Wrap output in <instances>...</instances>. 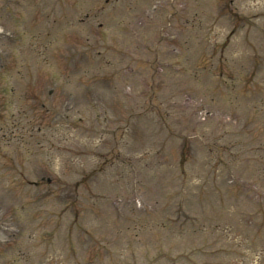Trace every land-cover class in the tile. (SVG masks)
I'll return each mask as SVG.
<instances>
[{"label":"rangeland","instance_id":"obj_1","mask_svg":"<svg viewBox=\"0 0 264 264\" xmlns=\"http://www.w3.org/2000/svg\"><path fill=\"white\" fill-rule=\"evenodd\" d=\"M141 1L124 2L115 10L110 6L109 10L117 15L116 25H113L115 18L106 12L103 20L111 23L109 26L73 29L72 23L65 19L71 17L80 23L86 16L85 9L77 8V0H0V26H3L0 30L8 32L0 33V264H132L134 261L128 253L132 242L141 255L136 262L149 264L148 258L157 254L154 236L149 234L163 225L162 218L165 219L172 208L168 204L173 201L175 206L178 191L182 193L183 185L180 189L177 186L183 180L178 167L181 163L176 156L180 151L184 157L189 153L193 160L187 173L185 171L186 193L191 196L208 190L214 200L218 199L213 187V170L216 172L215 164L225 159L222 149L226 141L227 147L234 143L242 150L236 156L238 162L232 163L234 167L243 168V175L252 173L263 181L260 171L264 157L260 153L261 157L253 158L252 154L264 141V133L256 135V126H251L246 119L242 120V125L238 121L237 128L243 132L249 129L254 139L249 145H241L248 137L234 130L235 123L231 119L256 110L252 100L259 98L256 94L263 87L257 83L252 85L254 79L249 75L237 80V84L247 90L248 101L236 92L231 97L222 94L215 103L214 90L206 87L217 84L197 73L172 74L171 77L167 71L166 75H157L161 89L164 84L167 91L173 89L168 96L170 100L161 102L163 111L174 113L182 104H190L187 109L190 118L197 110L201 118L206 119L190 127L203 136L201 142L193 137L194 133L178 138L177 129L173 130L170 122L169 131L157 130L156 125L141 131V122L145 123L154 110L146 106L143 109L139 103L150 94L149 86L153 75L159 73L157 67L162 61L180 60L186 65L198 62L200 69L210 70L215 66L220 70V47L204 53V48L212 47L207 41L211 31L213 41L223 45L221 63L224 57L231 59V55L243 60L253 57V65L258 63L259 67L264 62V0H174L167 8L168 14L176 10L179 14L165 28L161 26L167 25L169 20L161 21L163 15L160 14L157 21L150 5ZM232 2L233 11L239 14L238 27L246 31L252 26L249 31L231 29L232 21L217 14L219 5L231 6ZM7 4L11 7L9 10ZM209 14L215 17L208 19ZM57 20L66 27L65 32H61ZM88 36L93 49L86 48L88 55L83 56L80 51ZM66 37L79 44L73 69L76 71L66 70L68 72L61 76L52 74L50 77L48 70L69 69L76 58ZM135 37L141 38L140 42ZM59 44H62L60 62L54 63L52 56L59 53ZM113 49H118L120 54ZM47 59L51 63L48 69ZM151 63L156 73L149 71ZM224 66L240 69L230 60ZM124 74L133 79L136 88L120 82ZM255 74L258 75L257 70ZM52 87L56 89L49 94ZM36 91H41L39 102L48 104L43 109L33 96ZM73 92L81 107L72 109L69 103L60 107ZM57 103H61L59 108H54ZM48 110L52 111L49 116ZM213 119L221 122L222 138L214 131ZM59 120L65 121L67 126H59ZM259 125L264 128V122ZM73 126L79 128L76 130ZM229 127L234 128V135L226 129ZM132 128L139 131L136 137L130 135ZM262 147L264 144L260 149ZM157 150L162 154L154 155L162 157H152L157 161L153 164L166 171L158 173L154 168V174L161 176L159 182L152 183L144 167L153 166L147 153ZM213 152L221 153V163L215 162ZM229 164L228 159L227 167L222 165L220 174L231 181ZM135 177L147 194L130 200L126 193L130 194ZM8 178H12L10 182L6 181ZM155 187L160 188L156 192L158 200L152 195ZM174 191L177 192L171 198ZM188 193L185 200H196ZM103 194L119 200L99 198ZM212 209L206 212L210 218L215 214ZM152 214H159L160 220L154 219ZM236 222L229 219L223 226L228 242L233 236L231 233L237 231ZM135 227H147L146 237L135 236ZM163 227L162 235L169 236L170 231ZM242 229L244 240L249 239L252 230ZM192 236L199 239L197 234ZM174 241L178 244L174 254L191 247H183L189 241L187 234L177 235ZM202 262L218 264L219 261L202 257ZM152 264L170 262L163 259Z\"/></svg>","mask_w":264,"mask_h":264}]
</instances>
